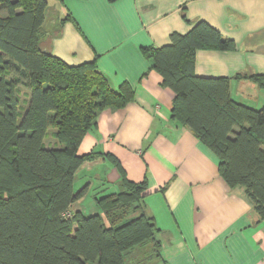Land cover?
<instances>
[{
	"label": "trees",
	"instance_id": "16d2710c",
	"mask_svg": "<svg viewBox=\"0 0 264 264\" xmlns=\"http://www.w3.org/2000/svg\"><path fill=\"white\" fill-rule=\"evenodd\" d=\"M48 8V0H0V264H129L141 249L167 264L147 212V179H129L112 153L79 155L100 114L126 108L135 90L128 82L115 88L96 58L73 66L46 50ZM182 18L187 34L142 51L174 93L171 119L215 154L220 176L244 188L264 222V106L232 99L228 78L195 74L198 51L231 52L237 44L206 21L191 23L184 9ZM250 78L264 87V75ZM100 157L117 168L120 191L96 198V215L63 217L86 194L75 191L77 171Z\"/></svg>",
	"mask_w": 264,
	"mask_h": 264
},
{
	"label": "crops",
	"instance_id": "0c3cea01",
	"mask_svg": "<svg viewBox=\"0 0 264 264\" xmlns=\"http://www.w3.org/2000/svg\"><path fill=\"white\" fill-rule=\"evenodd\" d=\"M57 5L61 17L45 29L44 48L73 66L96 58L115 88L128 82L135 90V101L126 108L100 114L79 155L112 153L129 179H147V212L161 230L167 264H264V222L244 188L231 189L220 176L215 154L171 119L174 93L142 51L170 44L174 33L187 34L191 26L182 18L184 9L191 23L206 21L237 44L231 52L198 51L195 74L228 78L232 99L260 109L264 87L250 77L264 75V0H64ZM68 13L73 20L61 24ZM119 181L110 160L85 161L74 188L80 191L85 183L86 194L71 211L96 215V198L119 192Z\"/></svg>",
	"mask_w": 264,
	"mask_h": 264
},
{
	"label": "rangeland",
	"instance_id": "374dc122",
	"mask_svg": "<svg viewBox=\"0 0 264 264\" xmlns=\"http://www.w3.org/2000/svg\"><path fill=\"white\" fill-rule=\"evenodd\" d=\"M48 2H49V8L47 10V15L49 16V19L45 23V29L50 31L51 30V25H50L51 20L59 19L61 17L60 15H61L62 11L57 5V0H48ZM22 98L25 100L24 95L22 96ZM22 106L26 108L25 102L22 104ZM51 131H54V130H51ZM51 138H52L51 135H49L45 139V142L49 141ZM85 186H86V184L84 183L81 186V189L84 188ZM241 188H243V187H241ZM79 189H80V187L78 188V190ZM93 200H94V197L90 196L89 201L93 202ZM88 203L89 202H87L86 204H88ZM141 250H139L138 252H137V250L133 251L132 258H129V262H128L129 264H164V262L160 258H158L156 256L145 255V254H143V252H140ZM87 264H99V263L88 262Z\"/></svg>",
	"mask_w": 264,
	"mask_h": 264
},
{
	"label": "built area",
	"instance_id": "2783aa9c",
	"mask_svg": "<svg viewBox=\"0 0 264 264\" xmlns=\"http://www.w3.org/2000/svg\"><path fill=\"white\" fill-rule=\"evenodd\" d=\"M72 213H73V212L70 210V211L66 212V213L63 215V217L71 218L72 215H73Z\"/></svg>",
	"mask_w": 264,
	"mask_h": 264
}]
</instances>
